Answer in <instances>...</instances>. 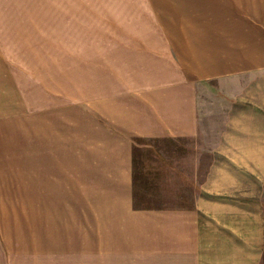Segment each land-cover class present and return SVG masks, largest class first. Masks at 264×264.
I'll list each match as a JSON object with an SVG mask.
<instances>
[{"label":"rangeland","instance_id":"obj_1","mask_svg":"<svg viewBox=\"0 0 264 264\" xmlns=\"http://www.w3.org/2000/svg\"><path fill=\"white\" fill-rule=\"evenodd\" d=\"M188 4L0 0V193L30 198L38 192L88 191L81 185L82 112L73 115V131L64 128V121L72 123L60 107L66 83H73L79 102L93 98L98 88L108 90L115 67L128 71L124 65L139 54L147 34L176 28ZM40 81L45 88L37 87ZM199 99L195 136L140 140L135 146L137 206L197 209L203 264H264V73L204 83ZM39 107H57L64 119L57 141L49 139L43 121L34 130L32 120H19ZM17 113L23 114L15 118ZM34 131L40 135L35 145ZM34 204L0 201V230L11 241H33L39 219L49 217Z\"/></svg>","mask_w":264,"mask_h":264},{"label":"crops","instance_id":"obj_2","mask_svg":"<svg viewBox=\"0 0 264 264\" xmlns=\"http://www.w3.org/2000/svg\"><path fill=\"white\" fill-rule=\"evenodd\" d=\"M188 2L176 28L147 34L139 54L124 65L128 71L114 66L108 90L98 88L93 98L79 102L73 83H66L60 107L71 124L57 107L23 111L19 120H32L34 130L43 121L56 141L63 130L59 122L71 132L76 109L82 112L81 185L88 191L30 198L0 193V201L33 200L37 211L49 214L39 219L33 241H11L0 230V264H203L197 209L137 206L134 149L140 140L195 136L202 84L264 73V0ZM37 87L46 86L40 81ZM34 133L35 145L40 135Z\"/></svg>","mask_w":264,"mask_h":264}]
</instances>
